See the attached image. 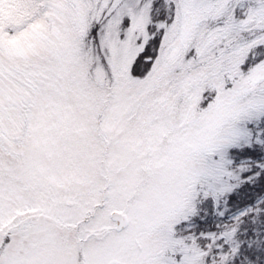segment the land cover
<instances>
[{
  "label": "snow or ice",
  "instance_id": "snow-or-ice-1",
  "mask_svg": "<svg viewBox=\"0 0 264 264\" xmlns=\"http://www.w3.org/2000/svg\"><path fill=\"white\" fill-rule=\"evenodd\" d=\"M0 264H264V0H0Z\"/></svg>",
  "mask_w": 264,
  "mask_h": 264
}]
</instances>
